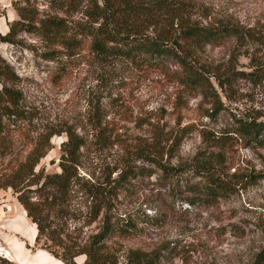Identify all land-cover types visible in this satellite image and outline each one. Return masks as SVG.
Here are the masks:
<instances>
[{"label":"rangeland","instance_id":"rangeland-1","mask_svg":"<svg viewBox=\"0 0 264 264\" xmlns=\"http://www.w3.org/2000/svg\"><path fill=\"white\" fill-rule=\"evenodd\" d=\"M12 1L0 0L2 34L17 18ZM177 1L187 5L184 15L194 22L231 21L247 33L245 39L231 36L193 45L206 73L224 79L227 71L234 72L221 86L211 79L219 102L204 103L198 91L181 85L166 70L96 54L87 47L48 60L45 43L33 33L20 32L14 43L0 41L1 67L10 77L5 81L21 96L20 115L4 117L0 170L24 160L32 141L49 138L50 148L36 169L59 171L61 143L66 133H75L84 144L70 208L80 221L55 218L57 228L75 235L73 227H80L78 233L86 237L97 231L103 212L113 219L127 218L137 230L119 239V264H128L135 249L158 251L162 264H258L256 255L264 245V179L253 182L244 176L241 181L223 175L231 188L216 200H188L185 186L203 182L194 169L209 151H225L232 166L228 173L264 171V148L244 147L226 135L234 116L264 120V76L251 80L236 73L251 72L256 62L259 70L264 68V0H134L149 8ZM35 4L44 7L41 0ZM134 19V29L153 33V20ZM207 111L212 116H206ZM178 114L180 126L194 127L180 144L175 143ZM157 127L163 129V161L174 178L138 158L154 142ZM27 193L36 199V192ZM96 194L109 202V210L87 223ZM22 208L10 187L0 189V222ZM41 245L42 240L35 247ZM0 253L9 256L2 246ZM83 259L76 258L79 263Z\"/></svg>","mask_w":264,"mask_h":264},{"label":"trees","instance_id":"trees-1","mask_svg":"<svg viewBox=\"0 0 264 264\" xmlns=\"http://www.w3.org/2000/svg\"><path fill=\"white\" fill-rule=\"evenodd\" d=\"M44 7L35 4L36 0H13L12 7L17 18L8 23V30L2 34L0 41L14 43L20 32L36 35L47 46L44 57L54 60L58 56H70L83 48L104 56H120L124 59L138 61L145 66L167 73L181 85L196 90L202 95L204 103L219 102L216 93L212 92V80L221 86L229 78H234L233 71H227L224 79L206 73V67L197 58L194 44H212L227 37L245 39L247 33L231 21L217 23L194 22L185 16L188 10L183 1L165 5L156 3L152 8L134 0H41ZM141 1V0H139ZM134 17L153 20L155 29L147 34L134 29ZM3 59L0 57V148L5 140V116H19L17 109L20 93L7 85L10 79L3 70ZM170 66H175L170 68ZM251 72L238 71L237 76L256 80L264 76V68L259 70L258 63ZM165 73V72H164ZM256 73V75H255ZM54 81L57 79L54 74ZM180 115L176 126L180 127L175 143L180 144L183 138L194 130L192 124L180 126ZM206 116H212L207 111ZM231 137L239 139L244 147L264 148V120L233 117L228 127ZM62 141L58 160L59 171L45 172L39 162L50 148L49 138L32 141V148L24 160L7 171L0 170V189L11 188L17 201L23 207L26 217L36 226L35 246L41 242V249L50 253L63 264H119L117 251L119 239L131 237L137 227L127 218H114L103 212L97 231L86 237L73 227V232L65 233L64 228H57L54 219L80 221L71 207L72 193L78 179L80 150L83 146L81 137L75 133H66ZM163 129L157 127L154 142L146 151H141L138 158L160 169L166 176L176 175L163 161L165 154L162 147ZM173 152L170 156H172ZM2 151L0 149V157ZM225 151L204 153L195 165L196 174L202 179L200 184L187 183L186 198L195 196L216 200L230 191V184L223 179L228 174L232 180L244 176L256 182L264 179V171H249L245 175L235 171L228 173L231 165L227 163ZM31 186H34L32 189ZM27 192H36L32 199ZM97 198L90 206L87 223L96 221L102 210H109V202ZM190 198V199H189ZM66 223V222H65ZM82 227V226H81ZM120 243V244H119ZM28 246V244H27ZM128 264H162L158 251L131 250ZM84 256L79 263L76 258ZM255 262L264 264V245L256 255ZM0 264H17L0 253Z\"/></svg>","mask_w":264,"mask_h":264},{"label":"crops","instance_id":"crops-1","mask_svg":"<svg viewBox=\"0 0 264 264\" xmlns=\"http://www.w3.org/2000/svg\"><path fill=\"white\" fill-rule=\"evenodd\" d=\"M1 233L0 246L9 254L7 258L17 264H63L44 249L35 247L36 226L26 217L23 208L0 222ZM28 234H32L31 238Z\"/></svg>","mask_w":264,"mask_h":264}]
</instances>
